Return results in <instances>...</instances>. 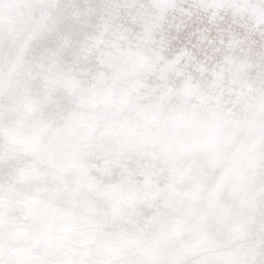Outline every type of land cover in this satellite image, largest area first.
I'll return each instance as SVG.
<instances>
[{
  "label": "snow or ice",
  "instance_id": "obj_1",
  "mask_svg": "<svg viewBox=\"0 0 264 264\" xmlns=\"http://www.w3.org/2000/svg\"><path fill=\"white\" fill-rule=\"evenodd\" d=\"M0 264H264V0H0Z\"/></svg>",
  "mask_w": 264,
  "mask_h": 264
}]
</instances>
